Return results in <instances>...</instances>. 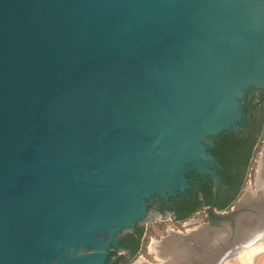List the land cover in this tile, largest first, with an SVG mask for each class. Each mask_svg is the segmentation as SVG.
I'll list each match as a JSON object with an SVG mask.
<instances>
[{
	"label": "water",
	"instance_id": "95a60500",
	"mask_svg": "<svg viewBox=\"0 0 264 264\" xmlns=\"http://www.w3.org/2000/svg\"><path fill=\"white\" fill-rule=\"evenodd\" d=\"M250 83L264 0H0V264H104Z\"/></svg>",
	"mask_w": 264,
	"mask_h": 264
},
{
	"label": "flooded vegetation",
	"instance_id": "af4514ba",
	"mask_svg": "<svg viewBox=\"0 0 264 264\" xmlns=\"http://www.w3.org/2000/svg\"><path fill=\"white\" fill-rule=\"evenodd\" d=\"M232 105L240 111L239 117L229 119L218 131L205 134L200 143L183 146L175 158L169 160V164L181 168V174L164 192L150 195L152 209L149 213L123 226L115 232L114 240L107 241L104 264H132L130 260L139 251L147 225L151 223L145 219L156 217L178 222L200 216V228L216 229L226 222L235 228L236 216L250 208L242 204L243 199L237 198L236 190L242 185L264 126V85L243 86ZM111 233L103 228L97 230L96 235L105 240Z\"/></svg>",
	"mask_w": 264,
	"mask_h": 264
},
{
	"label": "bare ground",
	"instance_id": "6f19581e",
	"mask_svg": "<svg viewBox=\"0 0 264 264\" xmlns=\"http://www.w3.org/2000/svg\"><path fill=\"white\" fill-rule=\"evenodd\" d=\"M259 171L256 192L248 189L242 198V204L251 211L237 218L234 238L229 241V230L223 228H196L184 232L171 228L167 235L151 245L161 259L159 264H230L231 258L238 259L241 264H253L255 254L264 250V166ZM138 261V264H150L143 259Z\"/></svg>",
	"mask_w": 264,
	"mask_h": 264
},
{
	"label": "rangeland",
	"instance_id": "374dc122",
	"mask_svg": "<svg viewBox=\"0 0 264 264\" xmlns=\"http://www.w3.org/2000/svg\"><path fill=\"white\" fill-rule=\"evenodd\" d=\"M263 156H264V126L261 133L258 136L257 142L253 149L252 156L249 161L245 176L243 178L241 189L237 197L238 199H242L244 194L248 192L247 191L248 189H250L252 192H256V182H257L256 179L259 176L258 174L260 173L259 170H261L264 166ZM245 210L251 211L250 209H245ZM201 222L202 221L200 216L198 217L190 216L178 222H172L169 220H165V221L157 220L155 222L149 223L147 225L146 234L142 240L141 247L139 251L132 256L130 260L131 263L138 264V262H140L138 260L142 261L143 259V261L148 260L153 264L156 263L159 264L161 262V259L158 256H156L155 251L151 249V245L153 244V242L156 241L157 239H160V237H162L163 235H165L166 230H169L171 228L176 231L196 229V227L200 228ZM220 228L229 230L228 225H226L225 223L221 225ZM228 239L231 240L230 237H228ZM227 248L229 249L230 247L228 246ZM225 253H223L221 257H223ZM230 264H241V262L238 259L231 258ZM253 264H264V250L263 251L260 250V252L258 251V253L255 254Z\"/></svg>",
	"mask_w": 264,
	"mask_h": 264
},
{
	"label": "trees",
	"instance_id": "16d2710c",
	"mask_svg": "<svg viewBox=\"0 0 264 264\" xmlns=\"http://www.w3.org/2000/svg\"><path fill=\"white\" fill-rule=\"evenodd\" d=\"M240 188H241V184L238 186V188H237V190H236V193H237V194L239 193Z\"/></svg>",
	"mask_w": 264,
	"mask_h": 264
}]
</instances>
